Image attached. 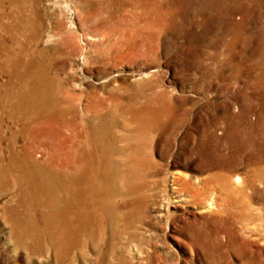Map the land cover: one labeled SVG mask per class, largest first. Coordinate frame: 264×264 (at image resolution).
Returning <instances> with one entry per match:
<instances>
[{
    "label": "rangeland",
    "instance_id": "1",
    "mask_svg": "<svg viewBox=\"0 0 264 264\" xmlns=\"http://www.w3.org/2000/svg\"><path fill=\"white\" fill-rule=\"evenodd\" d=\"M23 93L17 149L85 179L52 209L0 180V264H264V0H0Z\"/></svg>",
    "mask_w": 264,
    "mask_h": 264
},
{
    "label": "bare ground",
    "instance_id": "2",
    "mask_svg": "<svg viewBox=\"0 0 264 264\" xmlns=\"http://www.w3.org/2000/svg\"><path fill=\"white\" fill-rule=\"evenodd\" d=\"M25 33V32H24ZM26 76V75H25ZM29 76V75H28ZM24 79V78H23ZM22 80V79H21ZM32 80V79H31ZM32 81H30L31 83ZM36 82V81H35ZM32 84V83H31ZM33 87V86H32ZM36 89V88H35ZM34 89V90H35ZM19 92V91H18ZM24 92V91H22ZM21 92V94H22ZM27 93V92H26ZM18 94V93H17ZM32 94V93H31ZM20 95V94H19ZM38 96V95H37ZM22 97V98H20ZM19 100L10 106L9 108L4 107L0 109V180H8L11 178L13 183L15 184V188L21 189V192L28 191L32 194L33 199L36 203L41 206H45L46 208H50L53 204L60 205L63 203L61 201L60 194L64 193H71L70 187L75 185H80L81 181L85 179V172L83 175L71 176L67 173L64 168L66 165L58 168L54 162L48 165H44L43 162L38 161L37 158L33 157V145H24V147H20L21 150L17 149V143L19 138L21 137L26 142L28 139H31L34 131V124L35 118H40L38 115L35 117L36 114L40 113L42 110L43 103L37 97H29L30 101H26L23 96H20ZM11 98V97H10ZM2 101V100H0ZM12 102V101H11ZM10 102V103H11ZM31 102V103H29ZM2 103V102H1ZM0 103V104H1ZM58 103V102H57ZM57 106V105H56ZM45 108V106L43 105ZM51 107V106H50ZM49 107V108H50ZM54 107V106H53ZM47 108V105H46ZM55 109V108H54ZM53 110V109H51ZM57 111V110H56ZM132 111V110H131ZM130 111V112H131ZM44 112V111H43ZM47 112V111H46ZM53 112V111H52ZM51 113V112H50ZM54 113V112H53ZM52 113V114H53ZM46 113L44 112V115ZM57 114V113H56ZM43 115V113H42ZM130 116L134 118V122L137 123L138 127H145L147 125H151L153 122L152 115L148 112H143L138 114L137 112H131ZM157 116V115H156ZM58 117V116H57ZM37 118V119H38ZM53 118V117H52ZM67 118V117H66ZM47 120V118H46ZM54 120V119H53ZM40 121V120H39ZM44 121V120H43ZM42 121V122H43ZM111 121V120H110ZM12 124L14 126H19L20 131L18 132L17 128L13 130ZM38 125V123H37ZM153 125V124H152ZM48 126V125H47ZM50 126V125H49ZM71 126V125H70ZM151 127V126H150ZM5 128H8V132H6ZM39 128V127H38ZM149 128V127H148ZM41 129V128H40ZM74 129V128H73ZM17 130V131H16ZM42 130V129H41ZM46 130V129H45ZM137 130V129H136ZM39 131V130H38ZM109 131V130H108ZM37 132V131H36ZM51 132V131H50ZM44 133V132H43ZM134 133V132H133ZM138 133V132H137ZM46 134V133H45ZM41 133H36L35 140H40L41 138L44 139V135ZM75 135V134H74ZM38 136V137H37ZM138 136V135H137ZM49 137V136H48ZM28 138V139H27ZM52 138V137H51ZM65 138V137H64ZM104 138V137H103ZM71 140V139H70ZM96 140V139H95ZM100 140V139H99ZM121 140V139H120ZM73 141V140H72ZM76 141V140H75ZM75 141L74 144H75ZM125 141V140H124ZM128 141V140H126ZM6 142L7 147L4 148L3 143ZM42 142V141H41ZM70 142V141H69ZM135 142V141H134ZM140 142V141H139ZM33 143V142H32ZM68 143V142H67ZM84 143V142H83ZM130 143V142H129ZM143 144V143H142ZM76 146V145H75ZM73 145V150L76 151ZM65 147V146H64ZM63 147V148H64ZM77 147V146H76ZM67 148V147H66ZM125 148V147H123ZM134 149L131 151L128 147L125 150H121L123 153L132 152L134 155L139 150L138 145L133 147ZM35 149V148H34ZM62 149V148H61ZM65 149V148H64ZM128 149V150H127ZM63 150V149H62ZM47 151V150H46ZM58 151V150H57ZM72 151V150H71ZM114 151V150H113ZM120 151V150H119ZM50 152V151H49ZM7 153V154H6ZM55 153V152H54ZM59 153V152H58ZM129 153V155H130ZM143 153V152H142ZM35 154V153H34ZM66 154V153H64ZM69 154V153H68ZM120 154V153H119ZM36 155V154H35ZM59 155V154H58ZM81 155V154H80ZM66 156V155H65ZM72 156V155H71ZM53 157V156H52ZM70 157V156H69ZM68 157V158H69ZM97 161V168L95 169V174L98 176V180L102 178V159L104 156L99 155ZM72 158V157H71ZM129 158V157H128ZM62 159V158H61ZM71 160V159H70ZM77 160V159H76ZM48 161V160H47ZM130 162L133 159H129ZM60 162V161H59ZM68 161H66L67 163ZM73 162V161H72ZM78 163V160L76 161ZM80 162V161H79ZM129 162V163H130ZM65 163V162H64ZM65 163V164H66ZM76 163V164H77ZM70 164V163H69ZM74 164V163H73ZM75 164V165H76ZM81 164V163H80ZM131 165V164H130ZM68 168V167H67ZM67 170V169H66ZM82 172V171H81ZM77 173V172H76ZM75 174V173H74ZM78 174V173H77ZM95 175V176H96ZM105 176V175H104ZM107 176V175H106ZM108 178V177H107ZM97 180V178H96ZM97 180V181H98ZM12 182V181H11ZM8 183V182H7ZM84 183V182H83ZM88 183V182H87ZM13 184V185H14ZM72 184V185H71ZM89 184V183H88ZM78 185V186H79ZM84 185V184H83ZM12 186V185H11ZM10 186V187H11ZM28 186L29 189L25 188ZM102 186V185H101ZM81 187V186H80ZM83 187V186H82ZM83 189V188H82ZM77 190V189H76ZM75 190V191H76ZM84 190V189H83ZM101 190V189H100ZM16 191V190H15ZM78 191V190H77ZM81 191V190H80ZM79 193V191H78ZM77 193V194H78ZM81 193V192H80ZM21 194V193H20ZM90 194V192H89ZM22 195V194H21ZM24 195V194H23ZM80 195V194H79ZM31 196V195H30ZM28 198V197H27ZM21 200V199H20ZM24 201V200H23ZM22 201V202H23ZM125 203V202H124ZM68 205V204H67ZM53 207V206H52ZM57 207V206H56ZM52 209V208H50ZM36 211V210H35ZM50 216V215H49ZM48 215L43 214L42 219L44 222L48 223L50 217ZM30 217V216H29ZM69 219V218H68ZM34 221V220H33ZM39 221V220H38ZM46 226V225H45ZM61 227V226H60ZM28 232V231H27Z\"/></svg>",
    "mask_w": 264,
    "mask_h": 264
}]
</instances>
